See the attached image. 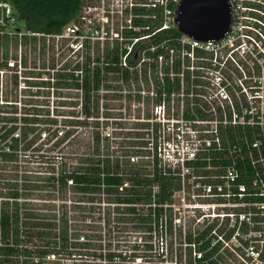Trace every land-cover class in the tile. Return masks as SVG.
Segmentation results:
<instances>
[{"label":"built area","instance_id":"2783aa9c","mask_svg":"<svg viewBox=\"0 0 264 264\" xmlns=\"http://www.w3.org/2000/svg\"><path fill=\"white\" fill-rule=\"evenodd\" d=\"M181 1L83 0L34 33L0 0V264H264V2L155 44Z\"/></svg>","mask_w":264,"mask_h":264},{"label":"trees","instance_id":"16d2710c","mask_svg":"<svg viewBox=\"0 0 264 264\" xmlns=\"http://www.w3.org/2000/svg\"><path fill=\"white\" fill-rule=\"evenodd\" d=\"M14 11V15L17 19V29L21 31H31L34 33H57L61 32L63 28L74 21L81 13L83 7V0H7ZM264 1V0H263ZM253 8L256 10H262L263 5L253 4ZM251 15L256 18H260L258 12H252ZM256 26L260 27L258 24ZM181 33L173 29L169 32H164L155 37L154 43L158 44L163 40L180 37ZM15 49L19 46L17 39L13 40ZM175 41H171L170 45L175 46ZM2 46V45H0ZM24 46L30 47L32 52H36L37 38H33L29 42L27 38H24ZM45 47V46H44ZM4 49H9L8 45L4 44ZM118 60V57L115 58ZM54 67V64L52 63ZM50 74V73H49ZM98 73H96L97 75ZM57 76L66 78L64 73H59ZM98 78V77H96ZM91 78L87 74L85 80L89 81ZM88 86V84H87ZM234 142V138L230 136ZM215 156V155H213ZM220 155L217 154V157ZM222 160V159H221ZM214 161V160H213ZM162 192L168 197L171 195L174 189H177L178 182L172 178L167 177L161 182Z\"/></svg>","mask_w":264,"mask_h":264},{"label":"water","instance_id":"95a60500","mask_svg":"<svg viewBox=\"0 0 264 264\" xmlns=\"http://www.w3.org/2000/svg\"><path fill=\"white\" fill-rule=\"evenodd\" d=\"M178 31L196 40H221L233 26L229 0H182L176 12Z\"/></svg>","mask_w":264,"mask_h":264},{"label":"rangeland","instance_id":"374dc122","mask_svg":"<svg viewBox=\"0 0 264 264\" xmlns=\"http://www.w3.org/2000/svg\"><path fill=\"white\" fill-rule=\"evenodd\" d=\"M256 1H257V2H260V1H261V3L264 2L263 0H256ZM263 24H264V22H263ZM258 25L262 26V24H260V23H258ZM262 27H263V26H262ZM11 47H12V49H11V53L14 54L15 46H14L13 42H12Z\"/></svg>","mask_w":264,"mask_h":264}]
</instances>
